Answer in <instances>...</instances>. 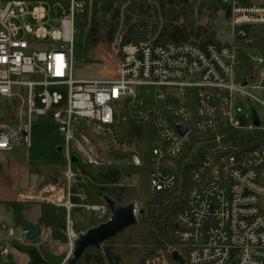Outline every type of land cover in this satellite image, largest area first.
Returning a JSON list of instances; mask_svg holds the SVG:
<instances>
[{"label": "built area", "instance_id": "2783aa9c", "mask_svg": "<svg viewBox=\"0 0 264 264\" xmlns=\"http://www.w3.org/2000/svg\"><path fill=\"white\" fill-rule=\"evenodd\" d=\"M222 2L230 9L227 44L119 42L113 77L77 79L73 77L74 19L83 12L84 2L69 0L62 6L44 0H0V97L9 99L4 118L11 120L0 126V151L29 147L33 117L58 106L52 117L63 138L65 162L57 166L58 176L37 188L16 191L14 199L64 207L71 253L81 234L73 228L71 209L79 206L101 219L109 210L105 201L89 203L84 193L73 191L72 158L79 160L75 152L82 153V162L92 167L115 162L141 165L140 155L118 129L120 121L132 120L149 121L155 130L149 174L153 192L174 188L173 159L193 134L197 135L193 149L203 147L185 206L176 217L175 237L186 249L183 260L187 264H264V257L255 254L264 250V121L251 106L253 101L264 106L259 77L264 67L253 82L238 81L234 73L237 44L247 41L246 28H264V5ZM47 14L48 28L41 22ZM28 16L35 21L33 25L24 21ZM36 44L45 48H35ZM251 59L264 63L258 54H251ZM37 75L42 79H26ZM49 86H65L64 101L62 95L49 92ZM149 92L152 101L143 98ZM244 104L249 111L241 127L233 113L242 111ZM226 126L247 132L257 129L260 139L254 136L249 142L253 146L236 144L224 131ZM180 128L185 129L183 134ZM115 154L122 155L117 158ZM132 207L136 218L141 207L136 203ZM0 233L5 234L0 237V256L4 257L14 231L0 222Z\"/></svg>", "mask_w": 264, "mask_h": 264}, {"label": "trees", "instance_id": "16d2710c", "mask_svg": "<svg viewBox=\"0 0 264 264\" xmlns=\"http://www.w3.org/2000/svg\"><path fill=\"white\" fill-rule=\"evenodd\" d=\"M45 1L50 5L66 6L69 0ZM82 1L85 5L84 10L77 13L74 19L76 36L73 45V61L83 64L95 60L94 50L100 42L109 44L117 38L120 42H191L200 46L209 43H228L216 37L213 24L209 22L204 25L196 24L189 18V12L187 13V8L197 1L198 11L206 8L211 20H215L217 12H220L223 19L228 21L230 9L222 0ZM240 2L264 5V0L261 2L240 0ZM149 4L155 9V15L151 17L146 15ZM129 8L140 13L134 22L130 21L131 17L127 13ZM246 33L247 41L237 44V64L234 73L238 81L253 82L259 70L264 67V63L256 64L251 59V54H258L264 58V28L247 27ZM148 36L153 39L147 40L150 39ZM143 98L152 101V92ZM118 129L127 144L134 146L142 159V164L134 166L125 162H115L92 167L77 160L72 164L76 172V181L72 189L74 192L84 193L89 203H102L110 199L126 207L132 205L134 201L140 202L143 213L136 217L133 224L104 240L98 247H86L75 259L69 260V258L66 264H146L161 254L166 255L169 264H187L185 261L180 263L173 259L171 254L177 251L184 258L186 253L184 246L175 237L174 225L177 214L185 206L190 178L201 156L203 147L193 149L197 135L193 134L182 152L173 159L174 171L177 175L174 188L153 192L149 183L151 138L155 132L153 125L149 121L126 120L118 123ZM224 131L234 143L239 145L248 144L254 136L260 139L257 129L247 132L226 126ZM253 144L248 145L253 146ZM121 155L115 154L117 158ZM51 170L58 171L55 167ZM73 199L79 201L77 197ZM3 202L11 210L15 222L20 226V221L24 218L22 212L27 202L10 200ZM92 215L94 216L92 224L74 222L73 227L79 232H84L106 221L111 216V211L109 208L107 217L102 219L95 214ZM65 219L64 207L40 203L35 224L40 229L47 228L52 242L64 244L67 242ZM78 225L83 226V229L80 230ZM36 238L26 242L11 239L10 251L5 257L0 256V264H60L63 253L51 251L42 243L36 245L34 243ZM14 252L23 254L25 261H15L12 257Z\"/></svg>", "mask_w": 264, "mask_h": 264}, {"label": "rangeland", "instance_id": "374dc122", "mask_svg": "<svg viewBox=\"0 0 264 264\" xmlns=\"http://www.w3.org/2000/svg\"><path fill=\"white\" fill-rule=\"evenodd\" d=\"M27 1H29L30 3H35L38 0ZM256 1L261 2L262 0H255V2ZM31 7L32 6L30 5V8ZM146 9L147 17L155 15V9L151 4H149V7ZM187 10V13L189 12L190 15L189 18L192 19L194 23L204 25V23L209 22L210 24H213L216 37H218V39L222 42L229 41L230 30L228 21L223 19V15L220 12H217L215 20H211L208 16L209 11L206 8L202 9L201 11H198L197 1H195L194 5L187 8ZM127 13L131 17L130 21L132 22H134L140 14L133 8H129ZM24 21L26 23H30L31 25H33L35 22L30 16H28ZM48 21L49 16L47 14L45 19L41 22L45 27L48 28ZM15 22L22 24V22L19 21ZM152 39L153 37L147 40ZM119 42L120 39L118 38L109 44L100 42L94 50L95 60L91 63L83 64L81 62L74 61L73 77L77 79L101 78L102 76L113 77L116 73V50ZM35 48H45V45L36 44ZM259 77L261 79V84L264 86V73ZM32 78L42 79V76H26V79ZM48 91L51 93L56 92L62 95L63 101L67 94L65 86H49ZM256 92L259 93V91ZM8 100L9 99L7 98L0 97V126L11 122L9 118H4L9 112L7 110L9 109ZM251 106L253 107V109L256 110L260 120L264 121V106L256 101L251 102ZM57 107V105H54L52 106V109L48 110L44 115L33 117V121L29 127V147L18 145L15 146L11 151H0V222L5 223L7 226H10L13 229L14 235L11 237V239L15 238L19 242H26L24 233L21 227L15 222L11 210L7 208L3 201L11 197L14 198L16 191H23L27 188H37L36 175L32 173L30 174L23 172L24 168L27 166L30 169L32 168L35 173L43 170L48 171L49 177L45 179L46 182L51 177L58 176L59 172L52 171L51 169L54 167L58 169L57 166L65 162V154L63 151L58 150V148L64 143L62 135L58 132L57 125L52 117V110ZM248 111L249 106L244 104L242 111L233 113L234 121H236L241 127H244L247 123ZM75 136L79 140H81V137L77 133H75ZM75 155L80 161L84 159V155L82 153L75 152ZM10 201L22 202L15 199ZM40 203L51 204L48 202L40 201L25 203V210L22 212L24 218L35 223ZM134 203H136L139 207L142 208L140 202L134 201ZM70 215L74 222H77L79 224H92L94 221V216L91 213L87 212L84 208L79 206L73 207L71 209ZM78 227L80 230L83 229V226L81 225H78ZM74 230L76 232H79L75 228ZM82 232L83 231H81L80 233ZM0 237L4 238L5 234L0 233ZM34 243L36 245L42 243L46 245L48 249L57 253L62 252L64 256L62 257L60 264H66L67 260L72 255L71 250L67 245V242L64 244H59L56 242H52L49 239V233L47 228L45 227H41L40 235L36 238ZM255 254L264 257V250H259ZM12 257H14L13 259L17 262H24L26 259L23 254L16 252L13 253ZM153 262L155 264H169V261L165 254H161L160 256L154 258L150 261V264H152Z\"/></svg>", "mask_w": 264, "mask_h": 264}, {"label": "water", "instance_id": "95a60500", "mask_svg": "<svg viewBox=\"0 0 264 264\" xmlns=\"http://www.w3.org/2000/svg\"><path fill=\"white\" fill-rule=\"evenodd\" d=\"M59 11L60 7L58 8V12ZM252 116L254 124L258 125L259 121L255 111H252ZM180 132L183 134L185 129L180 128ZM58 150L60 151L61 149L58 148ZM76 160V158H72L73 162ZM105 202L111 211L110 218L99 225L90 227L78 236L69 260L78 257L88 246L98 247L104 240L114 236L135 222L136 218L133 213L132 205L122 207L110 199H106ZM142 213L143 209L140 208L138 210V214L141 215ZM20 227L24 232L26 240L29 241L35 239L41 232V229L38 228L35 223L25 218L21 219ZM174 227L178 228V225L175 224ZM171 255L173 259L178 260L180 263H184L183 258L178 254L177 251H173Z\"/></svg>", "mask_w": 264, "mask_h": 264}, {"label": "crops", "instance_id": "0c3cea01", "mask_svg": "<svg viewBox=\"0 0 264 264\" xmlns=\"http://www.w3.org/2000/svg\"><path fill=\"white\" fill-rule=\"evenodd\" d=\"M59 148L61 149V146ZM23 172L31 174V172L28 170V166L24 168ZM35 175H36V184H37V186H38V184L42 183L46 178L49 177V173L46 170H43V171H40V172L38 171V172H36ZM5 200H14V198L11 197V198H8V199H5Z\"/></svg>", "mask_w": 264, "mask_h": 264}]
</instances>
